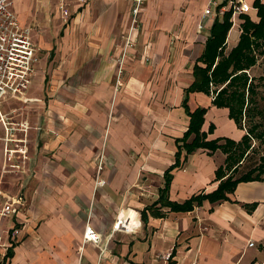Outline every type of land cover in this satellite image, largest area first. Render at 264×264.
I'll return each mask as SVG.
<instances>
[{
	"label": "crops",
	"instance_id": "crops-1",
	"mask_svg": "<svg viewBox=\"0 0 264 264\" xmlns=\"http://www.w3.org/2000/svg\"><path fill=\"white\" fill-rule=\"evenodd\" d=\"M34 1L12 0L23 25ZM208 1L144 0L143 28L132 32L128 47L132 0H68V16L58 0L59 24L50 33L31 30L32 81L40 85L15 100L31 110L30 151L20 203L0 220V236L7 234L0 264H264V178L240 180L210 200L230 153L185 147L195 138L187 132L198 109L201 141L230 145L246 134L215 101L222 85L190 89L194 67L205 66L200 57L212 24L230 11L219 0L223 10L204 17ZM246 2L239 23L242 15L258 20L254 0ZM236 28L226 35L228 50ZM100 154L105 183L95 186ZM192 197L189 208L172 207ZM118 215L131 231L114 230ZM86 226L97 242H83Z\"/></svg>",
	"mask_w": 264,
	"mask_h": 264
},
{
	"label": "rangeland",
	"instance_id": "rangeland-1",
	"mask_svg": "<svg viewBox=\"0 0 264 264\" xmlns=\"http://www.w3.org/2000/svg\"><path fill=\"white\" fill-rule=\"evenodd\" d=\"M36 5L33 11V15L25 19V21L29 24L25 25L29 27V30L39 31L41 29H46L47 32H51L57 24H59V19L53 16L55 12L54 5L59 4L58 0H52L53 7H48L47 0H35ZM34 1V3H35ZM201 1V0H199ZM219 1V0H217ZM68 0H66L67 4ZM68 5V4H67ZM41 6V7H40ZM42 10L39 12L37 16V11ZM22 18V19H23ZM141 18V17H140ZM239 17L235 19V23L231 21L230 30L234 27L236 31H238L237 37H235L233 43H230V49L228 50L226 44L223 45L221 51L222 56H218L216 61H220L223 56L227 57L230 51L238 44L240 40V35L242 32L241 24L239 23ZM244 19H242L243 22ZM39 23V24H38ZM234 23V27L232 24ZM239 23V26H237ZM130 26V21H129ZM143 28L142 21L140 20L137 26V29L141 31ZM180 29L179 27L176 29V36L179 34ZM175 36V38H176ZM252 38V37H251ZM227 49V50H226ZM252 54L253 57L250 59V65H248L243 71L246 76L245 81H239L230 88H227L228 91L231 92L233 89L237 91H241L244 93V99L241 103L236 98L230 100L232 105L235 107L234 115L240 120L241 125L246 129V131H250V128L256 126L255 132L248 133V142L247 143H239L236 144L234 147L230 148L233 149L235 153L230 158L225 157L224 162L222 163V171L225 173L226 177L229 175H233L237 166H241L240 161L238 159H243L244 164L247 167H242L240 172L236 175H239L243 172L244 169L252 166L253 164L259 163L263 160L264 156V44L260 46H252ZM218 59V60H217ZM215 61V63H216ZM233 66L230 65L228 72L232 73ZM237 74H242V71H238ZM229 80L224 81L223 83L217 85L215 87L218 90L221 85L225 86ZM35 82V84H34ZM40 80L33 79L31 83V88L34 85L39 87ZM241 83L245 84L243 88ZM33 85V86H32ZM251 86L252 92L248 91V86ZM241 103V104H240ZM0 112L3 114L5 120L8 117L9 122H17L16 125L10 124L9 126L13 129L11 133H7V131L3 128L2 123L0 122V220L6 216H13L11 212L7 215H2L1 210L4 206L6 201H9L11 198L16 197L18 193H22L19 191V186L22 181L20 175L22 174V170L24 169V163L28 159L30 146H29V138H28V127L26 132L18 131L19 123L26 121V117L29 115L31 110L29 106H27L26 102H16L15 100H9L6 102H2L0 104ZM25 117V118H24ZM28 123V122H27ZM29 125V124H28ZM18 138V142H9L6 145V138ZM20 139H23L20 141ZM6 146L8 147L11 152L6 151ZM230 147V146H229ZM19 149L22 151L20 152ZM222 150V149H221ZM226 151H224L225 153ZM227 153V152H226ZM239 153H242L240 156ZM264 164L261 165L263 167ZM264 177V172L262 173ZM18 231L15 229L11 231L10 236L17 234ZM6 233L3 234V237L0 236V248L3 247L5 244ZM7 246V245H5Z\"/></svg>",
	"mask_w": 264,
	"mask_h": 264
},
{
	"label": "trees",
	"instance_id": "trees-1",
	"mask_svg": "<svg viewBox=\"0 0 264 264\" xmlns=\"http://www.w3.org/2000/svg\"><path fill=\"white\" fill-rule=\"evenodd\" d=\"M253 3L254 6L257 7L258 20H253L248 15H242L244 20L240 23L242 32L238 44L230 51L227 57L223 56V58L218 62L216 61V58H218V56H222L221 49L224 45L228 30L231 26V21L229 20L231 11L226 12L222 20L216 19L214 21L210 28V33L205 41L203 53L200 57V60L205 64V66L201 67L196 65L194 67L195 80L190 87V89L194 88L206 91L210 84L216 87L224 81L229 80L228 83L218 91L215 101L219 105L228 106L230 115L234 118L235 122L238 125H241V122L235 116L236 114L234 115L235 107L232 105L230 100L236 98V100H239L242 103L244 99V93L233 89L230 96V91H228L227 88L229 86L231 88L239 80H242V82L245 81L244 78H246V76L243 70L251 64L250 59L253 57L252 46H260L264 44V3L261 0H254ZM230 65L233 66L234 71L232 73L228 72ZM238 71H242V74H237ZM241 86L244 88L245 84L241 83ZM248 91L252 92V88L250 85L248 86ZM203 111V109H198L191 114V123L187 135L190 132H194L195 138L191 143H187L185 145L188 152L197 146L209 147L212 150L220 147L223 151L229 152L230 155H228V158H231L233 156V153L235 152L230 148L239 143H247L248 133L250 134V132H255L256 126H253L252 128H250V131H246V134L242 137L240 142L235 143L230 140V145H221L216 143V141L214 140L201 141L198 134V128L202 121ZM239 154L240 156L242 155V153ZM243 159H238L241 166H237L233 175H229L228 177H226L221 182L217 190L207 194V197L210 200H216L224 197V191H227L229 189L231 190L236 182L240 180H247L250 178H264L262 176V173L264 172V166L261 167V165L264 164V158L259 163L253 164L247 169H244L243 172L239 175H236L238 172H240L242 167H247L246 164L243 166ZM218 174H220L219 169ZM164 197L165 196L162 194L161 200H165ZM196 198L197 197H192L190 200L184 202L183 204H173L172 207L178 210L187 209L191 206V202L193 200H196Z\"/></svg>",
	"mask_w": 264,
	"mask_h": 264
},
{
	"label": "built area",
	"instance_id": "built-area-1",
	"mask_svg": "<svg viewBox=\"0 0 264 264\" xmlns=\"http://www.w3.org/2000/svg\"><path fill=\"white\" fill-rule=\"evenodd\" d=\"M80 4L87 3L89 0H76ZM144 0H132L130 7V26L125 38V47L132 44L131 35L137 29L140 21V10ZM225 7L231 11L230 21L235 23V19L248 10L246 0H222ZM12 0H0V104L9 100L23 101L26 98L28 89L30 88L35 70L34 65L37 61V56L34 52V47L30 39L29 27L23 25L17 15L11 9ZM64 16L69 15L67 4L61 0L59 5ZM214 8L222 11V5L217 0H209L204 8V17L214 13ZM232 24V26L234 25ZM239 25V24H238ZM203 21L198 24V29H203ZM121 68L117 70L116 89L119 86V78L121 76ZM8 120V117L6 118ZM3 114L0 112V122L7 133L12 130L9 125H16L17 122L6 121ZM18 124V123H17ZM18 131L26 132L29 125L27 121L19 123ZM18 138H6V145L9 142H18ZM23 139H20V141ZM8 146V145H7ZM6 146V151L11 152ZM104 165V155L100 154L97 158V173L95 175V186L103 185L105 181L100 178V170ZM21 197H13L6 201L2 207L1 214L7 215L13 212V205L20 203ZM114 230L126 232V225L123 224L120 215L114 221ZM99 236L91 226H86L83 234V242H97ZM249 245H253L250 242ZM170 254L164 255L168 259Z\"/></svg>",
	"mask_w": 264,
	"mask_h": 264
},
{
	"label": "bare ground",
	"instance_id": "bare-ground-1",
	"mask_svg": "<svg viewBox=\"0 0 264 264\" xmlns=\"http://www.w3.org/2000/svg\"><path fill=\"white\" fill-rule=\"evenodd\" d=\"M233 27H234V26H233ZM120 217H121V216H120ZM121 219H122L123 224L126 225V229H127L126 232L131 231V224H130V221L128 220V218H123V217H121Z\"/></svg>",
	"mask_w": 264,
	"mask_h": 264
}]
</instances>
